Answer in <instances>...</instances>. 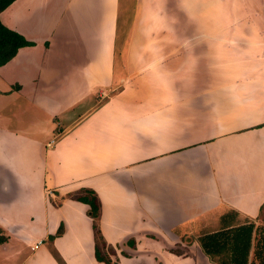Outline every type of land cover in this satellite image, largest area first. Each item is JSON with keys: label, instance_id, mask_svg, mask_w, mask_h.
Returning <instances> with one entry per match:
<instances>
[{"label": "crops", "instance_id": "1", "mask_svg": "<svg viewBox=\"0 0 264 264\" xmlns=\"http://www.w3.org/2000/svg\"><path fill=\"white\" fill-rule=\"evenodd\" d=\"M129 5L119 50L120 0L0 12L34 43L0 66V250L25 243L19 264H104L83 185L118 264H212L198 238L264 212V0Z\"/></svg>", "mask_w": 264, "mask_h": 264}, {"label": "trees", "instance_id": "2", "mask_svg": "<svg viewBox=\"0 0 264 264\" xmlns=\"http://www.w3.org/2000/svg\"><path fill=\"white\" fill-rule=\"evenodd\" d=\"M13 1L0 0V12ZM32 45L33 42L27 41L22 35L0 22V66L13 58L19 48ZM83 193L73 199L88 206L87 215L93 221L95 233V259L104 264H118L117 261L112 262L111 256L116 255L115 250L112 245L106 243L98 226L100 202L92 190H85ZM254 220L248 219L240 224L225 222L220 230L201 235L198 243L203 254L212 264H264V225L257 224ZM62 231L63 227L60 225L56 233L48 235L47 238L53 240ZM3 241L5 239L0 235V243ZM173 252L180 254L181 251Z\"/></svg>", "mask_w": 264, "mask_h": 264}, {"label": "rangeland", "instance_id": "3", "mask_svg": "<svg viewBox=\"0 0 264 264\" xmlns=\"http://www.w3.org/2000/svg\"><path fill=\"white\" fill-rule=\"evenodd\" d=\"M129 1L130 0H120V6H119V11H118L119 12V23L117 25V36H116V39L118 41L117 42V49L118 50L120 49V46H121V40L125 38L127 31L130 28L129 17L131 14V7L129 5ZM110 94H112L111 90H108L104 93L103 92L100 93L97 91L95 93V95H97L98 98L97 97H94V98L96 100H98V99L103 100V99H106L107 96H109ZM99 95H101V96H99ZM13 103L15 104V107L13 109L15 110L17 116L20 114L19 117L21 118L22 114H23V116L29 115V109H30L29 106H31L29 101L21 100L19 98H17V99L13 98ZM0 105H1V107H3V103L0 102ZM22 107H24V108H22ZM20 109H23L22 113H21ZM5 110H6L5 108H4V110L1 109V111H5ZM33 112L31 113L32 116H34V114H37V113H33ZM2 114H4V115H2V117H0V118H4L7 116V115H5L6 112H3ZM34 132L35 133L37 132L36 128H34ZM36 134H38V133H36ZM74 157H75V155H74ZM62 162L59 163V166L62 165ZM74 163H75V165L77 164L76 161ZM58 167H57V169H58ZM57 169H53V171H56ZM28 172H29V176H33L36 173L41 172V171L28 169ZM38 185H39V183H38ZM81 187H86V188H83L81 192L79 191L77 194H75L73 196H78L83 191L89 190V189H87L88 188L87 185H83ZM33 193H36L35 182L33 183ZM70 196H72V194ZM35 201H36V198H35ZM100 209H101V205H100ZM254 221L257 224H263L264 225V212L261 213L258 216V218H256ZM94 235H95V233H94ZM196 235L197 234H195V236L192 235V240L196 239L199 236V235H197V236ZM13 244L15 245L14 249L11 248V249H8L7 251L0 250V264H19L22 261V259L25 257V255L30 251L29 248L26 246V244L23 242H21V244L19 245V243L16 240H13ZM46 245H47V247H49L50 250L52 249V248H50V246H51L50 242L47 241ZM112 246H113V249L115 250L116 255L115 256L112 255L111 258H112V262H115L118 259V254H117L118 245H112ZM53 251H54V249H52V252ZM177 251H180V250H177ZM53 254H54V252H53ZM207 264H209V263L207 262Z\"/></svg>", "mask_w": 264, "mask_h": 264}]
</instances>
